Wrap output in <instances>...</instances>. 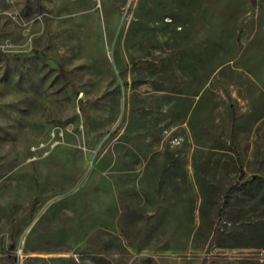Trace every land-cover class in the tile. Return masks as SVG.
I'll return each mask as SVG.
<instances>
[{
  "label": "rangeland",
  "instance_id": "374dc122",
  "mask_svg": "<svg viewBox=\"0 0 264 264\" xmlns=\"http://www.w3.org/2000/svg\"><path fill=\"white\" fill-rule=\"evenodd\" d=\"M255 175L264 0H0V264H264Z\"/></svg>",
  "mask_w": 264,
  "mask_h": 264
},
{
  "label": "trees",
  "instance_id": "16d2710c",
  "mask_svg": "<svg viewBox=\"0 0 264 264\" xmlns=\"http://www.w3.org/2000/svg\"><path fill=\"white\" fill-rule=\"evenodd\" d=\"M253 4H257V0H251ZM264 188V177L261 175H255L251 179L245 181L242 185H232L231 188L228 190L226 196L230 198L234 194H237L241 190L243 191H250L254 188ZM37 203V199L33 202V206ZM204 264V263H203Z\"/></svg>",
  "mask_w": 264,
  "mask_h": 264
},
{
  "label": "bare ground",
  "instance_id": "6f19581e",
  "mask_svg": "<svg viewBox=\"0 0 264 264\" xmlns=\"http://www.w3.org/2000/svg\"><path fill=\"white\" fill-rule=\"evenodd\" d=\"M177 51V50H176ZM181 53V52H180Z\"/></svg>",
  "mask_w": 264,
  "mask_h": 264
}]
</instances>
